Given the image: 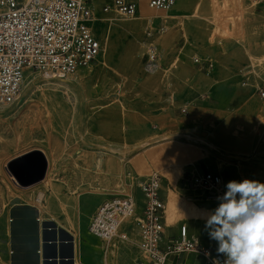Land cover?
<instances>
[{
	"label": "rangeland",
	"instance_id": "obj_1",
	"mask_svg": "<svg viewBox=\"0 0 264 264\" xmlns=\"http://www.w3.org/2000/svg\"><path fill=\"white\" fill-rule=\"evenodd\" d=\"M107 1L91 0L96 9L91 28L103 50L95 61L76 69L81 81H69L76 71L57 77L28 70L23 76L29 78L27 92L19 89L12 103L0 102V134L5 136L0 140V264H54L47 261L54 257V244H48L52 241L62 264H72V234L77 233L82 263L136 264L138 254L129 244L115 245L107 254L104 244L87 233L98 204L126 191L132 179L139 185L153 174L161 178L166 234L185 222L191 232L206 236L201 216L215 208L196 202L182 188V174L203 169L227 183L264 174V99L258 92L264 90V2L175 0L169 11H154L167 14L165 18L144 23L141 42L147 48L137 65L127 51V33L115 26L134 20L138 6L130 18L101 13V3ZM171 36L170 49L162 51L160 43ZM109 45L110 58L104 63L102 54ZM63 81L76 96L70 102L75 112L69 120L54 119L48 128L41 89ZM51 143L58 158L50 178L69 195L77 184L89 189L77 193L80 226L45 212L36 198L48 194L46 186L21 188L6 165L31 148L49 153ZM209 144L215 148L209 150ZM114 147L120 172L107 171L104 163L97 170L96 158L106 157ZM177 148L187 150L190 159L176 165L156 163V152L167 155ZM98 172L103 179L93 178ZM87 245L99 251L98 262L86 257Z\"/></svg>",
	"mask_w": 264,
	"mask_h": 264
},
{
	"label": "built area",
	"instance_id": "obj_2",
	"mask_svg": "<svg viewBox=\"0 0 264 264\" xmlns=\"http://www.w3.org/2000/svg\"><path fill=\"white\" fill-rule=\"evenodd\" d=\"M174 2L147 0V5L169 11ZM137 6L133 0H109L101 3L99 11L131 16ZM95 16L91 0H0V102L15 100L28 70L63 77L95 61L101 51L90 26ZM258 92L264 99V90ZM133 180L126 191L99 203L91 216L89 231L104 244L105 253L115 245L129 243L138 251L136 264H170L172 257L178 260L176 264H189L188 258H193V264H212L214 259L223 264L226 258L217 256V243L208 235L191 232L185 222L174 234L165 233L158 175L139 185ZM180 182L196 202L214 208L227 184L220 174L203 169L186 170Z\"/></svg>",
	"mask_w": 264,
	"mask_h": 264
},
{
	"label": "bare ground",
	"instance_id": "obj_3",
	"mask_svg": "<svg viewBox=\"0 0 264 264\" xmlns=\"http://www.w3.org/2000/svg\"><path fill=\"white\" fill-rule=\"evenodd\" d=\"M137 2L138 4V13L135 16H127L132 17L134 20H128L125 22L118 23L115 27L120 28L122 31L126 32L128 35V42H127V51L130 54V56H133L136 58L137 65L139 64V60L143 52L145 51V44L141 42V36H142V27L145 22H151L152 18L162 17L165 18L167 14L165 13H156L154 10L148 7L146 0H133ZM253 4V0H250V4ZM245 4V2H244ZM251 4V6H252ZM193 15H195V12L193 11ZM95 17L92 19L90 26L92 22L94 21ZM102 38L104 35L101 36ZM171 37H166L161 43H160V49L162 51H166L170 49L171 47ZM103 49H101L102 52ZM112 50V46L109 45L107 47V50L102 54V62L106 63V61L110 58V53ZM150 51V50H148ZM99 56V55H98ZM152 67V66H151ZM77 76L69 79L70 82H79L81 81V74L80 71H76ZM80 74V75H79ZM52 76V75H51ZM69 77V76H68ZM65 80V79H64ZM28 81L29 78L25 76L24 79H22L19 89L22 93H24L26 90H28ZM60 86H54L53 87H43L41 89L39 102L42 104L43 107H45V115L44 120L47 123L46 126L48 128L53 127V121L54 119H61V120H69L72 117V107L70 106V102L73 101V99L76 98L74 92L71 90L70 86L67 82L63 81L59 83ZM52 86V85H51ZM60 87V91H58V88ZM30 90V89H29ZM27 92V91H26ZM29 92V91H28ZM26 97V96H25ZM27 98V97H26ZM76 102V101H75ZM74 103V102H73ZM75 112V110H74ZM40 116V115H39ZM5 136L0 134V140H4ZM148 143V142H147ZM7 143L6 145H8ZM12 144V142H11ZM49 145V153L44 151L40 148H31L30 150L23 152L22 154L19 153V155L15 156L14 158H9V160L6 162L7 167L9 168V162L12 159H15L21 155H24L25 153L38 150L41 155L44 157L46 162V169L44 173V177L32 182L35 184H32L30 186H23L20 185L21 188L27 189L29 187L35 186L37 184H44L46 188L48 189V194L45 196L43 193L39 195V197L36 198V201L40 203L41 207L45 209V212L49 214L58 213L63 218L64 222L69 223L70 225H78L80 226L81 222L83 221V215L81 213V207L78 202V196L77 193H84L88 191L89 189L83 185V184H77L74 187L70 188V195L67 193L62 192V186L57 181L50 178V171L51 167H54V163L57 160V154H56V145L54 143L48 144ZM214 149V145L209 144L208 149ZM113 151L112 153H109L106 157L101 156L102 159L96 158V167L97 170L100 171L101 164L104 163L106 166L107 171H114L116 173H119L121 168L119 164V158L115 154L117 148L114 147L111 148ZM217 150V149H216ZM104 152V151H103ZM189 152L187 150L177 148V149H170L167 152V155L163 152H156L155 154V160L156 163L159 165H167L168 162H172L174 165L186 162L190 159ZM143 163V162H142ZM5 165V167H6ZM6 167V168H7ZM213 172V171H212ZM85 174V173H84ZM83 176V175H82ZM104 174H101V172L96 173L93 178L97 179H103ZM251 180H258L262 183H264V174H253V177ZM118 184V183H117ZM45 197V198H44ZM43 202V205H42ZM164 202V200H163ZM166 208L165 202H164V209ZM164 212V211H163ZM91 220V218H90ZM62 223V222H61ZM90 223V221H89ZM89 226V224H88ZM87 233L91 235L92 237L96 238L94 235H92L89 231V228H87ZM73 237H75L74 240V264H84L82 263L78 258L79 257V242H78V233L72 234ZM85 254L86 257L92 262L96 263L98 262V256L99 251L97 248H92L89 245H87L85 248ZM73 251V250H72Z\"/></svg>",
	"mask_w": 264,
	"mask_h": 264
},
{
	"label": "clouds",
	"instance_id": "obj_4",
	"mask_svg": "<svg viewBox=\"0 0 264 264\" xmlns=\"http://www.w3.org/2000/svg\"><path fill=\"white\" fill-rule=\"evenodd\" d=\"M225 187L218 206L201 216L209 238L217 243V256L226 258L223 264H264V183L231 180Z\"/></svg>",
	"mask_w": 264,
	"mask_h": 264
},
{
	"label": "water",
	"instance_id": "obj_5",
	"mask_svg": "<svg viewBox=\"0 0 264 264\" xmlns=\"http://www.w3.org/2000/svg\"><path fill=\"white\" fill-rule=\"evenodd\" d=\"M45 169V159L38 150L25 153L9 163V173L21 185L43 178Z\"/></svg>",
	"mask_w": 264,
	"mask_h": 264
},
{
	"label": "crops",
	"instance_id": "obj_6",
	"mask_svg": "<svg viewBox=\"0 0 264 264\" xmlns=\"http://www.w3.org/2000/svg\"><path fill=\"white\" fill-rule=\"evenodd\" d=\"M94 212V211H93ZM93 214V213H92ZM92 216V215H91ZM54 244V248H55V252H54V257H53V259H48L47 261H53V263L54 264H62V262H63V259L62 258H60V255L58 254L59 252H58V250H56V245L55 244H57V242L55 241H52V242H48V244ZM121 244H123V243H121ZM125 244V243H124ZM127 244H129V243H127ZM130 245V244H129ZM130 250H132L133 252L134 251H136L137 252V254H138V251H137V249L136 248H134V247H132L131 245H130ZM128 248V249H129ZM132 248H134L135 250H133ZM110 254V253H109ZM71 255H72V258H71V260H72V264H74V248H73V251H71ZM57 256V257H56ZM137 257V256H136ZM135 259V262H136V258H134ZM189 259V258H188ZM191 259H193V258H191ZM178 262V260H176L175 258L174 259H171V261H170V264H176ZM190 264V263H189Z\"/></svg>",
	"mask_w": 264,
	"mask_h": 264
}]
</instances>
